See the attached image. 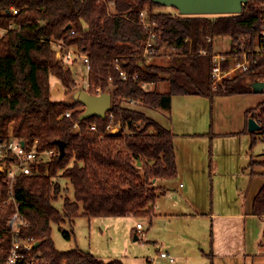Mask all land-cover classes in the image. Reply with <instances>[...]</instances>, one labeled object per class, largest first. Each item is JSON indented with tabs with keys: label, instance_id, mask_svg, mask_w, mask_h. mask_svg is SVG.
I'll use <instances>...</instances> for the list:
<instances>
[{
	"label": "trees",
	"instance_id": "16d2710c",
	"mask_svg": "<svg viewBox=\"0 0 264 264\" xmlns=\"http://www.w3.org/2000/svg\"><path fill=\"white\" fill-rule=\"evenodd\" d=\"M160 7L152 0H0V138L11 133L28 149L56 152L35 174L17 177L12 189L9 178L0 174V264L12 246L9 221L18 208L27 223L20 236L39 243L18 264L31 259L39 264H124L107 263L79 249L59 252L52 226L80 216L153 217L158 199L167 192L159 182L175 179L178 167L175 134L145 110L168 111L175 96L213 101L250 94L256 75L264 78V71L241 74L215 89L213 59L201 54L213 52L216 37L228 36L232 44L247 37L253 46L264 0H249L242 14L230 16L156 13ZM58 44L89 56L86 91L112 97L105 118L82 120L84 105L61 98L79 89L73 71L57 57ZM164 47L172 51L167 63H151ZM52 78L58 81L54 88ZM160 86L167 90L159 91ZM247 118L256 120L264 135V103L249 110ZM110 124L121 127L113 133ZM257 140L253 135L252 146ZM57 141L66 145L62 158ZM59 180H67L74 190L73 200L64 199L62 212L55 207L62 192ZM11 192L16 203L5 204ZM252 212L264 217V185Z\"/></svg>",
	"mask_w": 264,
	"mask_h": 264
},
{
	"label": "rangeland",
	"instance_id": "374dc122",
	"mask_svg": "<svg viewBox=\"0 0 264 264\" xmlns=\"http://www.w3.org/2000/svg\"><path fill=\"white\" fill-rule=\"evenodd\" d=\"M154 11L180 15L173 7L161 6ZM231 49L230 37L213 39V52L229 53ZM171 52L164 47L161 49L162 56L150 61L165 65ZM64 67H69L73 71L78 89L86 91L89 73L83 63L78 61L75 65ZM57 84L58 81L52 78L53 88ZM158 90L164 91L165 86L158 87ZM64 92L63 90V95ZM61 98L67 103L74 101V95ZM204 101L207 105L206 118L210 120L212 127L208 129L207 134L200 136L204 137V140L180 142L181 160L180 166L177 165V176L175 179L159 182L160 186L168 189L170 196L165 200L162 196L157 205L158 207L163 204L170 205L171 199L180 201L185 197L184 191L190 190L188 200L194 208L188 211L191 213L202 211L204 214H210L226 206L239 210L252 209L254 199L264 185V135L249 131L247 112L264 103V92L217 96L214 101ZM195 110L201 117V108ZM145 111L149 117L168 128L171 116L167 117L155 110ZM253 135L258 139L254 146ZM186 148L197 153V161L201 158L206 160L205 164L207 163L209 169L204 181L198 179L199 176L189 178L190 175L186 172L187 162L184 164L182 158V150L185 154ZM253 161L258 164L251 166ZM254 173L256 175H253ZM59 182L62 185V192L55 207L62 212L64 199L68 197L73 200L74 190L67 180ZM180 184L186 188H180ZM192 202H195L194 205ZM159 213L161 211L158 209L156 214ZM207 223H211V219L208 220L206 217L200 220H170L168 226H163L160 217L156 216L133 215L106 219L80 216L75 218L73 223L68 221L62 225H53L52 239L59 252L79 249L107 263L120 260L124 264H213L208 256L211 250L210 232L205 227ZM138 224L143 226L142 234L139 232L136 234ZM65 233H68L70 238H67ZM135 235H138V241H135ZM163 241L174 245L176 251L171 254L175 259L174 263L167 258H155ZM257 259L255 264H264V256Z\"/></svg>",
	"mask_w": 264,
	"mask_h": 264
},
{
	"label": "crops",
	"instance_id": "0c3cea01",
	"mask_svg": "<svg viewBox=\"0 0 264 264\" xmlns=\"http://www.w3.org/2000/svg\"><path fill=\"white\" fill-rule=\"evenodd\" d=\"M166 90L165 87L162 92ZM204 100L208 101L209 99L199 96H175L170 110H155L162 115H167V117L171 116L170 119L168 118L170 122L167 129H171L175 134L174 144L178 167L181 160L180 142L204 140V137L200 136L207 134L208 129L212 127V123L210 124V120L206 118L207 105ZM198 108L202 110L201 117L198 116L195 110ZM182 158L184 164L187 162L186 172L189 173V178L199 176L198 179L204 181L209 169L207 163L205 164L206 160L201 158L200 161H197V153L188 148H186L185 154L182 150ZM180 188L185 189L186 186L180 184ZM190 194V190H185V197L180 201L171 199L172 203L170 205L163 204L158 207L157 204L162 198L165 200L170 196L167 189L166 194L158 199L153 216L160 217L163 226H168L170 220H200L205 217L208 220L211 219V223H207L205 227L210 232L211 253L208 256L213 264H216V262L218 264H255L258 257L264 256V217L253 215L252 209L239 210L227 206L210 214H204L202 211L191 213L188 211L194 208L188 200ZM192 203L194 205L195 202ZM226 203L229 204V201ZM158 209L161 213L156 214ZM136 236L138 237V235ZM175 251L176 249L172 243L163 241V244L159 247V254L155 258H160L161 252L171 256ZM171 262L174 263L175 259Z\"/></svg>",
	"mask_w": 264,
	"mask_h": 264
},
{
	"label": "built area",
	"instance_id": "2783aa9c",
	"mask_svg": "<svg viewBox=\"0 0 264 264\" xmlns=\"http://www.w3.org/2000/svg\"><path fill=\"white\" fill-rule=\"evenodd\" d=\"M13 15H17V10H11ZM145 14L142 18H145ZM74 34V32H72ZM249 38L242 37L235 44H232V49L229 53H215L208 54L202 51V55H211L213 59V68L211 72L214 88H218L224 80L232 79L234 76L241 74L256 75L259 71H264V8L262 13V26L259 35L254 41L253 46L247 43ZM151 44H148L150 47ZM57 57L64 65H75L81 61L86 67L88 73L91 70V61L88 55L80 54L74 49L64 47L63 44L56 45ZM148 51L146 55H148ZM121 75L126 78L125 73ZM255 82H264V78L256 75ZM100 92V90H98ZM100 95V94H98ZM70 118L71 114H66ZM259 124V123H258ZM260 125V124H259ZM121 125L113 127L112 124L108 126V130L116 133L119 131ZM116 128V129H115ZM118 128V129H117ZM115 129V130H114ZM92 131L96 127H91ZM21 140L13 137L10 133L7 138H0V174L5 175L10 180V188L12 189L15 179L21 175L31 176L38 172L39 166L43 162L49 161L52 157L56 156L55 151L39 152L36 147L28 149ZM6 203H16L13 193L9 195ZM18 208V205H17ZM27 226L23 216L19 212L13 215L9 221L10 234L12 236V246L9 251L7 259L2 264H18L20 261L26 260V253L31 252L36 245L34 239L22 238L20 231L22 227ZM137 231L142 234L143 226L138 224ZM161 258H168L170 261L174 259L164 252L160 253ZM29 264H39L38 261L31 259Z\"/></svg>",
	"mask_w": 264,
	"mask_h": 264
},
{
	"label": "water",
	"instance_id": "95a60500",
	"mask_svg": "<svg viewBox=\"0 0 264 264\" xmlns=\"http://www.w3.org/2000/svg\"><path fill=\"white\" fill-rule=\"evenodd\" d=\"M249 0H152V2L164 7H173L177 9L182 16H230L240 15ZM70 26L67 27V30ZM253 93L264 92V82H255L252 84ZM74 101L84 105L85 112L82 120L92 117L105 118L112 106V97L107 94L91 95L87 91L79 90L74 94ZM248 128L251 133L261 131V126L254 119H249ZM24 145V143H22ZM60 152V158L65 155V143L57 141ZM138 166L141 163L138 162ZM138 237H135V241ZM36 243L35 247H38Z\"/></svg>",
	"mask_w": 264,
	"mask_h": 264
}]
</instances>
